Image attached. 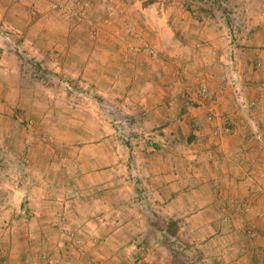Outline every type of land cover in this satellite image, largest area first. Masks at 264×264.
<instances>
[{
    "label": "rangeland",
    "instance_id": "1",
    "mask_svg": "<svg viewBox=\"0 0 264 264\" xmlns=\"http://www.w3.org/2000/svg\"><path fill=\"white\" fill-rule=\"evenodd\" d=\"M161 1L179 2L175 9L205 29L175 54L149 46L145 31L114 28L136 22L120 17L123 7L139 9L133 0H0V264H183L171 243L196 264H264V103L237 96L242 77L227 68L235 46L264 49V0ZM45 23L70 43L63 65L40 58ZM112 36L127 45H107ZM238 54L241 67L263 69V58ZM214 63L235 110L203 80ZM110 66L116 73L105 78ZM159 66L169 67L165 77ZM144 82L157 93L137 95ZM234 132L235 144L255 135L247 151L262 156L228 188L200 160L206 143L217 147ZM151 147L154 176L139 163ZM191 178L205 179L197 204L169 203L156 188ZM161 218L179 223L171 240L151 224Z\"/></svg>",
    "mask_w": 264,
    "mask_h": 264
},
{
    "label": "crops",
    "instance_id": "2",
    "mask_svg": "<svg viewBox=\"0 0 264 264\" xmlns=\"http://www.w3.org/2000/svg\"><path fill=\"white\" fill-rule=\"evenodd\" d=\"M141 4L139 9H134L132 6L123 7L121 8V19L127 20L129 17H133V19H136V22H124L123 28L114 27L120 32H125V35L128 36L132 33L131 30H135L137 33H142L145 31L148 34V37L145 35L144 40H147L148 42H151L149 46L152 47V43H157V46L159 45L160 50H165L167 54H175L176 47L183 45L186 46L187 41H189L188 36L191 35L192 32H195L198 30V32H203L204 27L202 26V29L196 25L195 22H192L188 16V11H184V9H175L176 5L179 4V2L174 1V6L166 5L165 2H162L161 0L151 1V2H145V0H133V5ZM124 9V11L122 10ZM123 13H125L123 15ZM135 27H133V26ZM195 28H197L195 30ZM200 28V29H199ZM41 30L43 32L44 38L42 39V43L45 46V51L41 53L42 57L46 62H50V58H52L55 61H59L61 65H63V62L69 60V44L67 39H63V37H59L57 39H53L51 37V34L53 33V29L50 26L49 23H45L42 25ZM65 31V29H64ZM149 31V33H148ZM130 32V33H129ZM63 32H61L62 34ZM114 36L109 38L108 44L109 46H112L113 44H118L120 46L127 45L126 41L124 39H121L117 41L118 43L114 42L112 40ZM129 37V36H128ZM117 38V37H116ZM118 39V38H117ZM140 39L141 41L143 39ZM146 42V41H144ZM128 46L130 47L133 43L128 41ZM249 45V44H248ZM260 45H264V43H261ZM66 48L67 52H64L63 49ZM73 46V43L71 44ZM170 47V48H169ZM50 48L51 51L49 50ZM122 48V47H120ZM242 50H248V56L252 58L254 61L260 60L259 58H263L262 61H264V49H259V47L255 48H246V47H240L235 46V61L233 57H231V61L228 65V70L230 71V75L236 78L238 80L239 77H242V82L240 83L241 89L238 92L237 96H245L248 97V99L252 100V102L258 101L256 103L259 107V103H264V67L263 69L259 68H251L248 67H241L240 64L237 63V56L239 55ZM218 58V57H217ZM108 60L112 62L111 55L107 57ZM150 59V58H149ZM152 59V58H151ZM153 60V59H152ZM154 61V60H153ZM140 62V61H139ZM142 64V61H141ZM169 64V63H167ZM169 66V65H168ZM217 66H220L217 63H214V66L205 65V70L201 71V74H203V80L206 82V86L209 88L212 97H216L217 99H220L223 101L222 107L224 109L229 110H235L233 109V104H235V97L229 92H232L231 89L222 91L221 88H223L225 85L221 82V75H220V69H218ZM160 69L157 71L156 76L163 75L165 77V70L169 67L167 66H159ZM250 67V68H249ZM171 69V68H170ZM222 71V69H221ZM112 73V75H111ZM116 71L112 70V67L106 69L105 71V78H109L115 74ZM137 76V74H136ZM161 77V76H160ZM157 82H154L156 84ZM224 85V86H223ZM235 85V81H232L231 88L233 89ZM154 88L157 87V85H153ZM151 85L149 83H143V86H139L136 90L137 95L140 94L142 97L146 98L151 96L149 93H157V91L151 89ZM128 93H129V87ZM247 99V98H246ZM229 104V105H228ZM255 104V105H256ZM256 105V106H257ZM154 106V105H153ZM230 106V107H229ZM148 112V111H147ZM254 138H256L255 135H244L241 138L237 137V143L235 144V132L233 135H229L226 139L217 140L214 141L213 144H218L217 147L210 146V142L206 143L207 148H211L210 150L207 149L204 153H202L201 162L204 167V173L210 174L211 176L217 174L216 176H219L220 180H224L227 182V187H233L235 186V172L236 174H242L243 172L248 174L246 171L250 169L251 166H254L252 162H254L255 159L260 160L261 154L254 151L249 154L247 150L251 151V148H253V144L251 142H254ZM146 144V143H145ZM209 144V145H208ZM212 144V143H211ZM157 147L159 145H156ZM156 148V147H155ZM154 147H151V149H145L142 148L139 153V155L142 156V161L139 162L141 164V170L143 172L150 170V174L158 175V171H156L158 167V159L156 157V149ZM153 150L152 153L149 151ZM253 150V149H252ZM192 156L190 155L189 158ZM188 161H185V163ZM151 169H150V168ZM156 169H153V168ZM105 172V171H104ZM101 174L102 172H97ZM250 173V172H249ZM229 177V178H228ZM212 177H208L207 179L210 180ZM251 178L250 176L248 177ZM205 179H199L196 181L195 179H184L182 188L177 187V184H179V181L174 183H162L161 185H158L156 188L158 191H162V195H164V192H168L169 195L166 197L169 203L174 204H183L184 206L188 205V202L192 201V204H197V199L195 195V189L197 188L196 185L198 182H202ZM212 181H214L212 179ZM218 182V180H216ZM255 182V180H253ZM224 182V181H223ZM257 184V183H256ZM78 186V184H76ZM81 185V183L79 184ZM255 185V184H254ZM253 186V185H252ZM223 188V187H222ZM260 189L264 190V185L259 187ZM177 190H182L185 193H179ZM253 190V187H252ZM98 194H94V201L97 203V196ZM165 196V195H164ZM233 200V199H232ZM239 200H241L239 202ZM243 199L235 198V203L237 204H246L248 202L242 201ZM66 204V203H65ZM78 200L74 199L73 203L71 205L74 206V209L76 207V214L81 215V212L78 210ZM213 205L214 203H210ZM97 220H99L97 218Z\"/></svg>",
    "mask_w": 264,
    "mask_h": 264
},
{
    "label": "trees",
    "instance_id": "3",
    "mask_svg": "<svg viewBox=\"0 0 264 264\" xmlns=\"http://www.w3.org/2000/svg\"><path fill=\"white\" fill-rule=\"evenodd\" d=\"M116 119V118H115ZM155 229L165 237L167 240H171L170 237H173L177 234L179 230V223L176 219L174 218H169V219H155L151 221ZM173 243L169 245L170 251L173 254L174 258L181 257L183 260V264H196V262L191 258L189 255H187L184 250L182 249H175L172 246Z\"/></svg>",
    "mask_w": 264,
    "mask_h": 264
},
{
    "label": "built area",
    "instance_id": "4",
    "mask_svg": "<svg viewBox=\"0 0 264 264\" xmlns=\"http://www.w3.org/2000/svg\"><path fill=\"white\" fill-rule=\"evenodd\" d=\"M201 92L205 95L208 96L209 95V90L206 86H203L201 89ZM209 118L212 119V116L209 115Z\"/></svg>",
    "mask_w": 264,
    "mask_h": 264
}]
</instances>
